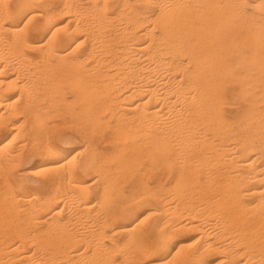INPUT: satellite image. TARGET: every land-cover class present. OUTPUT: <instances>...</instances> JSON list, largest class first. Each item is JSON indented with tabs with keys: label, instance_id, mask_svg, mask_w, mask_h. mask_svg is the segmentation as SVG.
<instances>
[{
	"label": "bare ground",
	"instance_id": "6f19581e",
	"mask_svg": "<svg viewBox=\"0 0 264 264\" xmlns=\"http://www.w3.org/2000/svg\"><path fill=\"white\" fill-rule=\"evenodd\" d=\"M262 3V0H115L109 7L107 0H0V131L3 132L0 171L5 166H14L21 155L16 156L18 153L13 151L17 136L21 135L20 124H10L8 120L22 112L32 126L26 125L41 129L37 132L33 129V140L38 144L48 141L42 151L48 160L20 171L16 178L23 181L48 173L49 184L54 187L45 198L32 194L18 199L17 195L13 197L12 185L5 191L18 209L13 213H20L21 207L32 211L29 212L32 215L36 212V217L40 211L52 212L45 211L50 214L37 217L45 225H41L46 228L45 237L36 236L39 221L31 215L27 220L24 218L26 224H37L31 225L34 230L28 225L31 230H26L28 236L24 237L20 231L28 227L20 229L17 225L20 231L16 235L22 234L23 239L16 243L21 236H14L18 238L16 242L13 238L15 243L11 239L8 244L10 229L16 226H12L11 220L17 219L13 215L8 221L7 212L15 208L2 207L8 197L5 202L0 201V227L5 228L0 230V264H264V71L254 59L260 51H257L256 24L264 20V14L258 12ZM246 44L248 49L252 47L249 58L243 51L233 50ZM248 61H254L251 64L256 65L252 66L256 70L250 68ZM233 64L242 72L234 74ZM229 81L239 85L237 98L245 103L235 122L228 121L222 112L225 85ZM17 89L20 95L13 97L12 92ZM65 90L80 105L78 124L109 130L107 133L104 128L112 147V157L109 156L112 164L106 166L107 173L93 181L105 183L94 203L87 197L91 188L83 177L90 164L85 163L79 172L76 157L80 153L74 156L77 161L69 158L62 147L51 145V135L46 134L49 126H44L48 125L45 119L56 110L45 102L54 104L55 97L50 96H60ZM30 100H37V105ZM163 109L171 113V118L163 115ZM97 134L104 136L103 132ZM168 152L178 154L177 160L185 166L189 164L185 171V166L177 162L182 172L177 171L172 183L180 199L174 198L180 201L176 207L159 196L161 204L152 210V216L159 219L149 225L150 221L135 214L131 207L133 200L125 208L109 204L111 197H117L118 192L122 194L116 189L123 184L114 181L117 175L142 166L144 159L150 161L147 167L150 170L169 168L172 164L165 157L170 155ZM93 154L96 157L97 152ZM19 161L16 160L18 164ZM194 167L195 188L192 191L189 188L195 193L192 197L194 194L190 196L187 188L178 187L194 179L191 178ZM202 170L204 180L198 175ZM61 187L76 205V219L89 222L91 218L90 224L97 228L88 225L86 230L88 227L90 230L80 234L68 229L73 219L60 220L63 212L58 202L64 196L58 191ZM103 210L105 214L100 217L98 212ZM29 213L25 212V216ZM122 218L133 222L125 223ZM112 225L114 229L106 231ZM31 231L36 232L35 236L29 237ZM184 231L189 234L195 231L196 236L190 241L197 248L189 249L184 242L172 246L174 237ZM118 234L122 239H118ZM30 241L38 244L37 250L33 252L28 247L22 252L21 248L26 249L24 245ZM213 251L219 253L215 255L217 260L207 261Z\"/></svg>",
	"mask_w": 264,
	"mask_h": 264
},
{
	"label": "rangeland",
	"instance_id": "374dc122",
	"mask_svg": "<svg viewBox=\"0 0 264 264\" xmlns=\"http://www.w3.org/2000/svg\"><path fill=\"white\" fill-rule=\"evenodd\" d=\"M115 2V0H107V3L109 4V7H111L112 5H113V3ZM262 2H264V0H262ZM263 5V7L262 8H260L261 9V11H260V9H259V11L258 12H260L261 14L263 13L264 14V3H262ZM212 12V13H211ZM210 13L211 14H213V12H214V9L211 11ZM64 19H66L65 17L63 18V20ZM261 19V18H260ZM259 19V20H260ZM262 22H264V20H263V18H262V21H258V24H261V25H259L260 26V28H259V26H258V24H256L257 26H256V31L257 30H259V32L257 31V36H258V38H257V48H258V50L257 51H259V52H257V53H259V54H256L255 55V62H257L256 63V65H259V66H257V67H260V69L261 70H263L264 71V27H263V25H264V23H262ZM65 23H66V20H64V22H63V25H65ZM262 28V29H261ZM260 30H262V31H260ZM260 42V43H259ZM249 44H246V45H243L242 47H244V48H241V46H238V47H234L233 48V50H235V52L236 51H238V50H240V51H243L244 53H245V55H246V57L247 58H249L251 55H250V53L252 52V47H250L251 49H248L249 47ZM248 47V48H247ZM242 49V50H241ZM249 55V56H248ZM257 58V59H256ZM252 60V59H251ZM263 60V61H262ZM250 61H248V63H249ZM254 63V61H251L250 62V64H248V65H251V67L250 68H252L253 70L255 69L254 67L256 66V65H252L251 63ZM263 63V64H262ZM262 64V65H261ZM252 66H254V67H252ZM231 68H232V71H233V73L234 74H239V72L241 73L242 72V70L240 69V68H238L235 64H233L232 66H231ZM263 68V69H262ZM238 69H240V70H238ZM256 70V69H255ZM238 71V72H237ZM225 93H224V96L226 97L225 98V101H224V103H225V105L226 106H224V103H223V107H222V112H223V114L227 117V119H228V121H230V122H235L234 120H236L237 118H238V116L242 113V110H243V108H244V106H245V103H243V101H241L240 102V100L241 99H238L239 97H238V93H239V85L237 84V83H233V81H229L226 85H225ZM231 90V91H230ZM66 91V92H65ZM64 92L65 93H63L62 95H51L50 97H55V102H54V104H52V103H47V102H45L46 104H48V105H46V106H48V107H51V109L52 108H54V110H56V112H53V117L51 116H49V118H51V119H49L48 117V120H46L45 119V121L47 122V124L48 125H45L44 124V126L47 128V126H49V128H47L48 129V132H47V130H46V128H44V127H42L41 126V128H44L45 130H46V134H48L49 133V135H51V137L49 136V138H51V141H50V143L52 142V144L51 145H56V146H58V147H62L65 151H66V153L68 154V157L69 158H72V157H76L79 153H80V155H78V157H76V158H78L77 160H76V158L74 159L75 161H77L76 162V164L78 165V171L79 172H82L83 170V166H84V164L85 163H88V164H90V170H88V171H86V173L84 172L83 174V177H85L86 179H87V187L88 188H91V191L89 192V194L88 195H90V196H87V197H89V199H90V201L92 202V203H94L99 197V192L101 191L100 189L101 188H104L105 187V183L103 182V181H101V183L99 182V184H98V182L96 183V182H93V181H96V179L99 177V175H104L105 174V172L107 173V171H108V169H106V168H108L111 164H112V161H111V157H112V155H111V152H112V147H110L111 145H108L109 143H108V140H107V137H105V136H107L106 134L108 133V129H106L105 127V129L107 130V133H106V130L103 128L102 129V127L101 128H99V127H97L96 129H89V128H85V126H83L82 124H78L77 123V121H76V116H77V112L79 113V111H80V105L78 104H76V103H74L72 100H73V94H71L70 93V91L69 90H65ZM19 92L20 91H18V89L16 90V91H14L13 90V97H18L20 94H19ZM69 92V93H68ZM234 93H235V95H234ZM237 93V94H236ZM23 99H24V101L26 100L25 99V95L23 94ZM57 96V97H56ZM50 97L48 98L49 100H50ZM238 97V98H237ZM35 100V99H34ZM34 100H30L31 102H33V104L34 105H37V100H36V102L34 101ZM42 102V101H41ZM48 102H50V101H48ZM57 102H58V104H57ZM44 103V101L41 103V105L40 106H43L42 104ZM228 103V104H227ZM50 104H51V106H50ZM234 104H236L235 106H234ZM238 104V105H237ZM240 104V105H239ZM231 105V106H230ZM31 106H32V103H31ZM234 106V107H233ZM33 107V106H32ZM74 110L76 111V114H75V112H74ZM168 111L167 110H164L163 109V115H165V117L166 118H171V116L172 115H170L171 113H167ZM55 113V114H54ZM55 115V116H54ZM59 116V117H58ZM63 116V117H62ZM55 117V118H54ZM56 117H57V119H56ZM61 117V119H59ZM54 118V119H53ZM63 118H64V120H63ZM25 119H26V117H25V115L22 113V112H20V113H18V114H14L11 118H9V120H8V123H10V124H16V125H18L19 126V124H20V126L19 127H21V135H19V136H17L18 138H17V140H16V143H15V145H14V147H15V149L17 148V147H19L18 149H20V150H15V149H13V151H15L16 153H18V155H16V156H19L20 154V156L17 158V159H15V164L17 163L16 162V160H22V163L19 161V164L17 163V165H16V167H15V164H14V166H5V169L1 172L0 171V201L1 202H5L6 201V197H8L7 198V201H6V204H2V205H4V206H2L1 204V206L2 207H6V209H7V207H10V206H14V208H15V210H12V211H10L9 213L7 212V217L9 218V219H7L8 221H10L11 219H12V217H13V215H14V217L17 219L16 221H15V219L13 220H11L12 221V226H14L13 224H15L16 226H14L13 227V229H10V240L8 241V244H9V242H11V239H12V242H13V240L15 239L14 238V236L15 237H20L19 238V241H17L16 242V240L18 239V238H16L14 241L16 242V243H18V242H20L21 240V238L23 239V236L25 237L27 234V232H25L26 230H28V231H30L31 230V228H32V230H34V226H31V225H35V222H34V224H26V220H27V218H31V213H29V212H32V211H27V210H25V207L23 208V207H21L22 209H20V205H18L17 204V207H19V209L20 210H23L24 209V211L27 213H29V214H27L28 215V217L27 216H25V212L24 211H20L19 210V212L20 213H18L17 212V214H16V212L15 213H13L14 211H16V210H18L17 208H16V204L14 203V204H12L13 202H12V200L13 199H10V197H12L11 195H9V196H5V191L7 190V189H10L9 188V186L10 187H12V186H14V187H12V192H13V197L15 196V195H17L16 197H18L19 196V198L18 199H22V197H30L32 194L34 195V194H39V195H41V196H43V198H45V197H47L48 195H49V191H50V193H51V191H52V188H54L53 186H51L50 184H49V180H50V176L48 175V173L47 174H45V175H37V176H35V177H31V178H27V179H23V181L21 180V179H19V178H16V174H19V172L20 171H22V170H24V169H30V168H32V167H35L36 165H38L40 162H42V161H46V160H48L47 159V157H45L44 155H42V153L44 152V150L46 149V147L45 146H47L48 145V141L47 142H45V141H43L42 142V144H41V142L39 141V143L40 144H38L37 142L38 141H35V140H33V138H32V133H34L35 131L37 132V131H39V130H41L40 129V127L39 126H37V128L35 129V127L33 128L35 131H33V129L29 126V125H31V123L28 121V122H26L25 121ZM53 119V120H52ZM12 120V121H11ZM25 121V124L23 123ZM12 122V123H11ZM45 122V123H46ZM22 123V124H21ZM26 123H29V125L27 124L26 125ZM54 124H56V125H54ZM63 124V125H62ZM71 124V125H70ZM78 124V125H77ZM24 125V126H23ZM26 125V126H25ZM54 125V126H53ZM67 125V126H66ZM69 125H70V127H69ZM77 125V126H76ZM80 125V126H79ZM29 126V127H28ZM32 126V125H31ZM56 126H59V127H57L56 128ZM66 126V127H65ZM26 127V128H25ZM27 127L28 128H31L32 130H28L27 129ZM54 127V128H53ZM61 127V128H60ZM23 128V129H22ZM81 128V129H80ZM84 128V129H83ZM26 131H25V130ZM44 129H43V131H44ZM83 129V130H82ZM24 130V131H23ZM82 130V131H81ZM55 131V132H54ZM84 131H86V132H88L89 133V131H91V132H93V134L90 132L89 134L90 135H88V133H87V135H86V132H84ZM96 131V132H95ZM97 131H98V133H101V132H103V137H102V134H101V136L99 135V134H97L96 135V133H97ZM100 131V132H99ZM29 132V133H28ZM32 132V133H31ZM45 132V131H44ZM52 132V133H51ZM83 132L85 133V134H83ZM66 135H65V134ZM26 134V135H25ZM61 134V135H60ZM62 134H63V136H62ZM1 135H3V132H1L0 131V136ZM58 135H59V137H58ZM83 135H84V137H83ZM62 136V137H61ZM94 136V137H93ZM23 137V138H22ZM27 137V138H26ZM69 138V139H68ZM94 138H96V139H94ZM81 139V140H80ZM75 140V141H74ZM88 140V141H87ZM105 140V141H104ZM92 141V142H91ZM18 142V143H17ZM105 142V143H104ZM106 142H107V144H106ZM33 143H34V145H33ZM49 143V144H50ZM105 145H104V144ZM26 144V145H25ZM30 144V145H29ZM22 145V146H21ZM24 145V146H23ZM88 145V147L89 146H91V147H86ZM25 146H27V147H25ZM35 148H34V147ZM110 148H109V147ZM22 147V148H21ZM45 149H44V148ZM72 147V148H71ZM86 147V148H85ZM101 147V148H100ZM31 148V149H30ZM36 148H38V149H36ZM41 148V149H40ZM74 148V149H73ZM88 148V149H87ZM91 148H92V150H91ZM96 149V150H94L93 151V149ZM44 149V150H43ZM101 149V150H100ZM110 149V150H109ZM21 151V152H20ZM43 151V152H42ZM82 151V152H81ZM89 151V152H88ZM86 152V153H85ZM92 152V153H91ZM93 152H97V155H96V157H95V155L93 154ZM85 153V154H84ZM99 153V154H98ZM100 153H102V154H100ZM169 153V152H168ZM40 154H41V157H39L40 156ZM82 154H83V156H82ZM92 154V155H91ZM170 155L169 156H165L166 158H167V160L169 161V163H170V165H171V167H169V168H165V169H163L162 167H160V168H156V169H152V170H150V169H148L147 167H148V165L150 164V161L148 160V159H144V162H143V164H140V165H142V166H140V167H136V168H134L132 171L130 170V171H128V172H125V173H120L119 175H117V174H115V175H117L119 178L120 177H122V178H120V180H124V181H122L121 183H120V180H119V178L116 176V178H115V182L117 183V185H119V184H122L120 187L119 186H117L116 184V189H118V190H120V191H122V194H121V192H118V194H117V197L116 196H113V197H111L110 198V200H109V204L110 205H112V207H122V208H125L129 203H130V201L131 200H133L134 202H133V206L131 205V207H133V210H135L137 213H135V214H138L139 215V219H144V218H146L147 219V222H149L148 224L149 225H152L154 222H156L159 218H158V216H152L153 215V211L158 207V206H160V204H161V202H160V200H158L159 198V196L161 197H165L166 199H167V201H168V203L171 205V203H173L171 206L172 207H176L179 203H180V201L178 202V200H180L179 199V195H178V193L177 192H175L174 190H173V188H176V187H174L175 185L174 184H172L173 183V180L176 178V176H177V171H178V173L179 172H182V170L180 171V169H181V166L178 164V163H180V162H182V161H180L179 162V160H177V157H178V154L177 155H175L176 153H174V154H171V153H169ZM72 155V156H71ZM108 156V158L106 157V156ZM111 155V157H109ZM175 155V156H174ZM80 156H81V158H80ZM177 156V157H176ZM93 157H94V159H93ZM176 157V158H175ZM107 160H109V161H107ZM110 158V159H109ZM172 158V159H171ZM90 159V160H89ZM173 159H174V161H173ZM57 160H59V159H56V162H57ZM80 160V161H79ZM94 160V161H93ZM90 161V162H89ZM105 161V162H104ZM106 162H107V164H106ZM178 162V163H177ZM104 164V165H101V164ZM144 163H145V165H144ZM183 163V162H182ZM182 163H180L181 165H183V166H185L184 164H182ZM108 164H109V166H108ZM21 165V166H20ZM35 165V166H34ZM94 166H96V167H93ZM104 166V167H103ZM106 166H108V167H106ZM187 166V167H186ZM185 166V171H187V168L189 167V164L188 165H186ZM220 166H221V164H220ZM92 167V168H91ZM216 167V166H215ZM218 167V168H217ZM217 167H216V169H219L220 167H219V165H217ZM95 168H97V169H95ZM171 168V169H170ZM179 168V169H178ZM182 168H184V167H182ZM12 170V171H11ZM93 170V171H92ZM107 170V171H106ZM145 170V171H144ZM169 170V171H168ZM207 168H205V170H204V172H206L207 173ZM214 170H215V168H214ZM146 171H148V172H146ZM171 171V173H169ZM16 172V173H15ZM90 172V173H89ZM99 172V173H98ZM176 172V173H175ZM193 173H194V175H193V177H191V178H194V179H189V181H187L186 180V182L182 185V186H180V187H178V188H187L188 190H189V188H190V190H191V188H195V167L193 168V171H192ZM204 172H203V170L202 171H199V173H198V175L200 176V178L202 179V180H204L205 178L204 177H206V176H204ZM4 173V174H3ZM95 173V174H94ZM96 173H98V174H96ZM104 173V174H103ZM92 174V175H91ZM125 174V175H124ZM168 174H170V175H168ZM121 175V176H120ZM206 175V174H205ZM98 176V177H97ZM126 176V177H125ZM128 178V179H127ZM174 178V179H173ZM18 179H19V181L20 182H22V183H20L19 181H18ZM8 180V181H7ZM137 180H141V182H138ZM17 181V182H16ZM118 181H119V184H118ZM8 182V183H7ZM37 182V183H36ZM39 182V183H38ZM42 182V183H41ZM103 182V183H102ZM133 182V183H132ZM135 182V183H134ZM138 184H137V183ZM142 182L144 183V184H142ZM24 183V184H23ZM93 183V184H92ZM125 183H127V185H125ZM132 183V184H131ZM47 186H46V185ZM96 184V185H95ZM131 184V185H130ZM134 184H136V185H134ZM159 184L161 185V186H159ZM172 184V185H171ZM12 185V186H11ZM92 185V186H91ZM98 185V186H97ZM100 185V186H99ZM140 185V186H139ZM163 185V186H162ZM174 185V186H173ZM133 186H135V187H133ZM159 186V187H158ZM171 186V187H170ZM6 187V188H5ZM63 187H65V186H63ZM63 187H61V189L60 190H58L59 191V193L60 192H62V194L65 196H63L62 198L61 197H59L60 196V194H58L59 196V202H58V204L60 205L59 206V210H61V212H63V214H61V217H64L63 219L60 217V220H62L63 222H65L66 221V219H67V221H70L71 222V220H72V222L71 223H69V225H71L72 224V226H69L68 225V229L70 230V228L72 229L71 231L72 232H74V231H77V233H79L80 232V234L81 233H83L84 234V232H85V234L88 232V230H90V228L88 227V229L86 230V227L88 226V225H90V226H92L91 228H93V229H95V228H97V225H95V226H93V225H91L90 224V219L91 218H89V222L88 221H85V220H88V219H84V220H82V221H84V223H85V226H82V225H84V224H82L83 222L81 221V222H79V217H78V219H76V217H77V215H78V213H77V211H76V209H75V207H76V205H73V203L71 202V201H69V199L67 198V195H65L66 194V192L64 191V189L65 188H63ZM122 187V188H121ZM161 187V188H160ZM164 187V189H162ZM14 188V189H13ZM45 188V189H44ZM50 188V189H49ZM115 188V187H114ZM145 188V189H144ZM169 188H171L172 190H173V192H175V193H173V194H175V196L173 197V196H171L172 195V193H171V195H170V192H169ZM145 191H144V190ZM166 189H168V190H166ZM170 189V190H171ZM99 190V191H98ZM147 190V191H146ZM189 190V191H190ZM194 190V189H193ZM48 191V193H45V192H47ZM144 191V192H143ZM192 191V190H191ZM190 191V196H192L193 194V196L192 197H194L195 196V193H192ZM65 192V193H64ZM162 192V193H161ZM163 192L164 193H167V192H169V195L171 196V198L172 199H170V197H169V195H168V193L167 194H165V195H163ZM31 193V194H30ZM120 193V194H119ZM144 193V194H143ZM192 193V194H191ZM45 194V195H44ZM121 195V196H120ZM123 196V197H122ZM131 196H132V198H131ZM135 196V197H134ZM189 196V197H190ZM138 197V198H137ZM66 200V199H68V200H64V199ZM120 198H121V200H120ZM142 198L144 199V200H142ZM158 198V199H157ZM169 198V199H168ZM174 198H178V200L176 201V199H174ZM18 199H16V200H18ZM88 199V200H89ZM131 199V200H130ZM156 199H157V201H156ZM58 200V199H57ZM61 200H64L65 202H67V201H69V202H67V203H65L64 201L62 202ZM142 200V201H141ZM155 200V201H154ZM172 202H171V201ZM14 201V200H13ZM20 201V200H19ZM18 201V202H19ZM121 201V202H120ZM7 202H10L9 204H7ZM12 202V203H11ZM71 202V203H70ZM142 202V203H141ZM54 203H57V201H55ZM65 205H64V204ZM144 203V204H143ZM62 204V205H61ZM67 204V205H66ZM117 204V205H116ZM126 204V205H125ZM6 205V206H5ZM69 205V206H68ZM70 205L72 206V208L70 207ZM118 205H121V206H118ZM150 205V206H149ZM124 206V207H123ZM129 206H130V204H129ZM136 206V207H135ZM144 206H146V208H144L143 209V207ZM154 206L156 207V208H154ZM63 207V208H62ZM136 209H135V208ZM159 208V207H158ZM71 209V210H70ZM68 210V211H67ZM153 210V211H152ZM45 211H49L50 213L52 212L51 210H45ZM45 211H40V213L38 212V215H40L41 216V214H42V217L45 215L46 216V214H50L49 212H47V213H44ZM69 212V213H68ZM76 212V213H75ZM43 213H44V215H43ZM67 213V214H66ZM76 215H75V214ZM11 214V215H10ZM33 214H35L36 215V212H34ZM70 214V215H69ZM72 214V215H71ZM101 214H102V217H103V215L105 214V210H103L101 213L100 212H98V215L101 217ZM144 214V215H143ZM24 215V216H23ZM35 215H32V216H34V217H32V219L33 218H36L37 219V217H40V216H35ZM63 215V216H62ZM17 216V217H16ZM20 218H19V217ZM11 217V218H10ZM13 217V218H14ZM26 218V220H25V218ZM41 217V218H42ZM160 217V216H159ZM18 218L20 219V221L22 220V222H20L19 220H18ZM66 218V219H65ZM69 218H71V219H69ZM151 218V219H150ZM24 219V220H23ZM65 219V220H64ZM69 219V220H68ZM92 220V219H91ZM13 221H14V223H13ZM18 221H19V223H21V226H24V227H21L20 226V224L18 223ZM23 221H25V223L23 222ZM37 221H39V225L37 226V233L34 231V232H32L31 231V233L30 232H28L29 233V237H33V236H35V233H36V236L38 235V236H40L41 237V235H43L44 237L46 236L45 234H46V228L45 227H43V226H45L43 223H41V220H40V218L39 219H37ZM36 221V222H37ZM66 221V222H67ZM122 221L123 222H125V223H132L133 222V220H130V218L129 219H124V218H122ZM16 222V223H15ZM76 222H79V223H77V224H79V225H77V224H75ZM89 224H88V223ZM91 222H93V220L91 221ZM22 223H24V225H22ZM38 223V222H37ZM41 223V224H40ZM74 224V225H73ZM87 224V225H86ZM17 225L19 226V228L21 229H24V228H26V227H28V228H26L24 231H20V229L17 227ZM31 226V228H29V226ZM37 225V224H36ZM35 225V226H36ZM41 225H43V226H41ZM76 225V226H75ZM83 227V228H85V229H80L79 230V228H81V226ZM12 226H11V228H12ZM39 226H41V229H39L40 227ZM39 227V228H38ZM44 228V230H43V228ZM75 227H77V229L74 228ZM112 227V228H111ZM1 228H4V227H0V230L2 231V229ZM17 228V229H19V230H15V229ZM5 229V228H4ZM114 229V227H113V225L112 226H110V227H106V231H111V230H113ZM14 230V231H13ZM14 232V234H12L13 232ZM20 231V233L22 232V234H23V232H24V234H23V236H22V234H18V235H16L17 233L16 232H19ZM40 231H42V232H40ZM12 232V233H11ZM38 232H40V233H38ZM184 232L186 233V236L188 235H190V237H184ZM184 232H181V234H182V236H181V234L180 235H177V237H174V239H173V241H172V246H176L177 244H179L180 242H184L185 244H187V247L189 248V249H194V247H196L195 245H194V247H193V244H192V242L190 241L192 238H194L196 235H195V231L194 232H192V231H190V234L189 233H187V232H189V230L186 232V231H184ZM32 233H34V235H31ZM48 234V233H47ZM20 235V236H19ZM192 235V236H191ZM13 236V237H12ZM28 236V235H27ZM117 236H119V234L117 235ZM122 235L120 234V236L118 237V239L121 237ZM176 236V235H175ZM179 237V238H178ZM181 237V238H180ZM14 238V239H13ZM27 238V237H26ZM120 239H122V237L120 238ZM109 241V240H108ZM107 240H105L104 239V242H105V244H107V245H110V241L108 242ZM11 242V243H12ZM15 242H13V243H15ZM31 242V241H30ZM36 242H31V243H26L27 244V246L26 245H24V248L26 247V249H22L21 248V250H22V252H24V250H27L28 249V247H29V250L31 251V249L32 250H34L33 252H35L36 250H37V243L35 244ZM33 244H35L36 246H34V247H32L31 248V246L33 245ZM29 245V246H28ZM31 245V246H30ZM188 245H190V246H188ZM198 246V245H197ZM197 248V247H196ZM195 248V249H196ZM216 252V251H215ZM212 253V254H211ZM210 253V255H217V254H219V253H214V251L213 252H211ZM209 255V257H208V259H207V261H216L217 260V256H210ZM211 259V260H210ZM213 259V260H212Z\"/></svg>",
	"mask_w": 264,
	"mask_h": 264
}]
</instances>
